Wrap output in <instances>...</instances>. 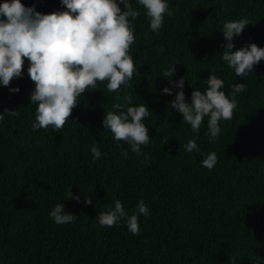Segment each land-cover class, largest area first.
Here are the masks:
<instances>
[{"label":"trees","instance_id":"obj_1","mask_svg":"<svg viewBox=\"0 0 264 264\" xmlns=\"http://www.w3.org/2000/svg\"><path fill=\"white\" fill-rule=\"evenodd\" d=\"M21 3L35 4L42 14L61 10L59 0ZM132 3L141 13L130 48L139 75L127 89L110 93L106 81L98 82L73 109L72 123L33 131L34 82L26 58L23 78L9 86L19 93L0 87V113L18 111L0 123V264H264V61L245 78L248 90L237 97L232 119L220 122L213 143L204 135L205 118L199 153L183 149L196 134L171 110L174 96L161 94L168 85L160 78L178 63L172 79L186 76L188 102L191 86L203 89L209 72L224 79L226 94L232 84L244 83L222 63L226 41L220 30L226 21L247 16L251 24L233 39L234 50L247 43L264 48V0H169L172 14L158 35L149 31L143 8ZM123 95L152 112L143 121L153 139L142 146L151 154L147 165L127 144L117 147L102 127L104 111L122 103ZM93 144L104 153L95 161ZM212 151L218 163L208 170L200 161ZM69 191L80 200H71ZM117 199L126 210L141 199L148 206L138 235L123 222L97 225V214ZM57 203L76 220L56 225L49 212Z\"/></svg>","mask_w":264,"mask_h":264},{"label":"clouds","instance_id":"obj_2","mask_svg":"<svg viewBox=\"0 0 264 264\" xmlns=\"http://www.w3.org/2000/svg\"><path fill=\"white\" fill-rule=\"evenodd\" d=\"M60 9L50 14L36 11V5L26 7L21 0H3L0 3V87H9L13 79L24 76L25 58L28 61L27 74L34 87L29 101L35 105V119L32 130L58 131L62 129L81 97L98 82H107L108 92L123 91L128 88L134 74L139 71L134 66L130 48L137 39L134 22L140 11L133 7L132 0H59ZM143 8L149 24V31L159 34L165 16H171L169 0H135ZM123 6V9L121 8ZM251 24L247 16L226 21L220 32L226 41L220 58L224 66L244 83H234L226 94L225 81L215 72H209L203 81L206 86L192 87L190 102L184 87L186 76L172 78L176 71L173 64L161 73L168 86L161 89L162 95L174 96L168 104L171 110L180 114L183 124L190 126L196 134L182 145L187 153L201 152L197 143L201 126L206 120L208 142L213 143L221 135L220 122L231 120L238 108L237 97L247 92V78L255 67L264 61V48L255 43H247L235 49L233 39ZM147 39V34H145ZM162 51V50H161ZM18 87H9L10 93H19ZM122 103L111 105L104 111L102 127L111 133L117 147L119 142L128 145L137 157H143L147 165L151 154H145L153 139L149 137L148 126L143 122L152 113L146 104H134L132 95H123ZM18 111L5 109L0 113V123L5 117H14ZM71 122V121H70ZM72 123V122H71ZM181 147V145H180ZM93 160H99L104 153L99 144L90 148ZM127 157L128 152L122 153ZM202 167L212 170L218 163L215 151L202 153ZM71 200L80 196L67 193ZM91 205L92 199H85ZM149 215L148 206L141 199L133 209L126 210L120 200L107 205L95 219L101 228L120 225L138 235L139 219ZM76 215L65 210L64 203H57L49 212V218L56 225H66L76 220Z\"/></svg>","mask_w":264,"mask_h":264}]
</instances>
